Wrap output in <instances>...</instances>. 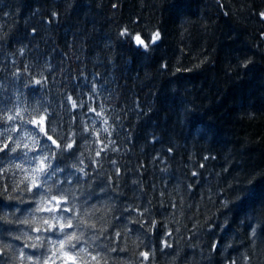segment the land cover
<instances>
[{
    "label": "trees",
    "instance_id": "obj_1",
    "mask_svg": "<svg viewBox=\"0 0 264 264\" xmlns=\"http://www.w3.org/2000/svg\"><path fill=\"white\" fill-rule=\"evenodd\" d=\"M72 232L87 264H264V0H0V264Z\"/></svg>",
    "mask_w": 264,
    "mask_h": 264
},
{
    "label": "snow or ice",
    "instance_id": "obj_2",
    "mask_svg": "<svg viewBox=\"0 0 264 264\" xmlns=\"http://www.w3.org/2000/svg\"><path fill=\"white\" fill-rule=\"evenodd\" d=\"M127 30H125L126 32ZM156 38L158 39L159 38V33H156ZM136 42L139 44V45H142L144 46L145 48L147 47V45H144V42L140 39L139 36L136 37ZM9 119H13V117H9ZM45 135H47V133H45ZM48 140H52V137L51 136H48ZM52 143L55 144L56 141L55 140H52ZM58 146V145H57ZM45 147H48V145H45ZM67 147H71V145H68ZM47 160V157H44V159H42L40 161V165L41 167L37 169V171L39 173H41L42 175H44L45 177L49 176V173L46 171V168L47 167H50V165H47L45 163V161ZM40 187V186H38ZM55 199V198H53ZM66 203V201H60V200H57L56 201V210L60 211V212H68V211H71V209H68V208H61L60 207V204L61 203ZM51 203V202H50ZM49 211L53 210V209H48ZM53 219H57L58 222L59 220H64V223H59V232L60 233H64V229L65 228H74L75 225H73L72 223V218L71 217H59V218H56V217H53ZM39 231V229H37ZM49 231H52L54 234L56 233L57 231V228L55 225H49ZM65 235L67 236V239L66 240H61L60 244H59V248L60 250L63 252V255L66 259H63L61 264H87V261L84 260V258L79 254V253H75V252H70L68 251V249H75L76 248V244L75 243H72V241H76L77 243L80 241V237L77 236L74 232L72 233H65ZM92 260H96V257H92Z\"/></svg>",
    "mask_w": 264,
    "mask_h": 264
},
{
    "label": "water",
    "instance_id": "obj_3",
    "mask_svg": "<svg viewBox=\"0 0 264 264\" xmlns=\"http://www.w3.org/2000/svg\"><path fill=\"white\" fill-rule=\"evenodd\" d=\"M142 41H143V39L142 38H140Z\"/></svg>",
    "mask_w": 264,
    "mask_h": 264
}]
</instances>
